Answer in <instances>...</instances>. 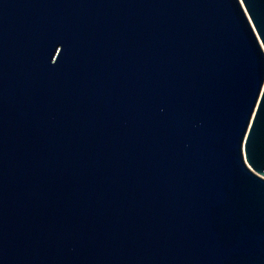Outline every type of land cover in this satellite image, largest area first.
<instances>
[{
    "label": "water",
    "instance_id": "obj_1",
    "mask_svg": "<svg viewBox=\"0 0 264 264\" xmlns=\"http://www.w3.org/2000/svg\"><path fill=\"white\" fill-rule=\"evenodd\" d=\"M264 0H0V264H264Z\"/></svg>",
    "mask_w": 264,
    "mask_h": 264
},
{
    "label": "built area",
    "instance_id": "obj_2",
    "mask_svg": "<svg viewBox=\"0 0 264 264\" xmlns=\"http://www.w3.org/2000/svg\"><path fill=\"white\" fill-rule=\"evenodd\" d=\"M262 176H264V173L263 174H261Z\"/></svg>",
    "mask_w": 264,
    "mask_h": 264
}]
</instances>
